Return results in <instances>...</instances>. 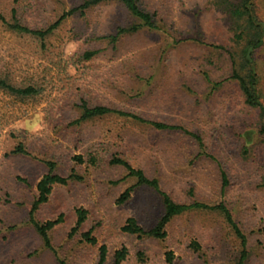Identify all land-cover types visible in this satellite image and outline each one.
Returning a JSON list of instances; mask_svg holds the SVG:
<instances>
[{
    "label": "rangeland",
    "instance_id": "obj_1",
    "mask_svg": "<svg viewBox=\"0 0 264 264\" xmlns=\"http://www.w3.org/2000/svg\"><path fill=\"white\" fill-rule=\"evenodd\" d=\"M82 1L0 0V76L39 89L25 99L0 89V264H97L102 245L107 248L104 264H114V252L123 246L128 254L120 264H167L168 251L175 256L173 264L237 263L240 240L216 211L174 217L163 239L121 231L129 217L145 229L152 227L163 204L146 186L135 187L117 203L135 179L124 178L126 169L110 162L114 157L157 178L179 202L223 201L247 237L245 264H264V138L258 111L244 103L235 81L208 96L201 75L222 80L231 74L228 54L203 44L238 51L228 12L219 0H141L159 28H142L116 42L108 36L133 22L117 1L68 15L44 40L4 21L16 16L30 28L44 29ZM253 1L264 24V0ZM89 50L98 52L83 59ZM254 65L264 105V42ZM82 99L182 124L202 135L215 159L198 157L196 144L180 132L158 131L115 114L74 123ZM19 143L30 155L12 153ZM47 161L60 175L74 168L81 177L54 184L48 201L34 212L41 222L61 218L49 232L53 250L30 222ZM219 163L229 180L224 189ZM77 209L87 211L86 220L72 233ZM90 229L95 243L81 236Z\"/></svg>",
    "mask_w": 264,
    "mask_h": 264
},
{
    "label": "trees",
    "instance_id": "obj_2",
    "mask_svg": "<svg viewBox=\"0 0 264 264\" xmlns=\"http://www.w3.org/2000/svg\"><path fill=\"white\" fill-rule=\"evenodd\" d=\"M107 1H117L121 3L128 13L133 18V22L127 26H119L116 28L113 34H110L108 38L112 42H116L121 36L126 34H132L139 31L142 28L158 29L157 20L155 14L148 11L141 0H83L82 3L67 12H64L57 20L44 29H33L23 24L16 16L12 18V21H5V23L11 28L19 32L29 33L40 40H44L53 30H55L61 21L70 14L79 12L85 14L86 11L96 5H99ZM218 5L228 12L233 22V32L231 40L235 45L239 47L237 52H234L223 45L206 44L223 52H226L229 56L231 63V74L222 80H212L208 72H203L202 79L207 84L208 96L222 86L223 83L228 81H235L239 87L244 103L258 111V117L260 122L259 133L264 138V105L262 103L259 91H258V78L255 70V52L264 42V24L260 21L256 5L253 0H239L238 4L233 3L231 0H219ZM15 11L13 10V13ZM97 50H89L82 56L83 59L89 60L97 54ZM0 89L8 93L9 95L17 98L25 99L30 98L38 94L39 89L34 85L18 86L11 83L7 78L0 76ZM191 90L190 88L188 89ZM195 95V92L192 91ZM80 114L74 123H80L96 117H101L107 114H115L130 118L137 122L148 124L153 129L158 131H177L187 137H189L197 147V156H204L210 159H215L206 150L205 142L200 133L194 131L182 124H172L164 121L148 120L135 113L125 111L118 107H110L105 104H90L88 101L82 99L79 104ZM249 142V141H248ZM12 153L30 155L26 148L19 143L15 146ZM76 159L81 162L82 157L78 155ZM94 161V160H93ZM112 164L123 166L127 173L124 178L131 177L135 179V184L126 188L125 191L118 197L117 203H123L130 197L131 191L137 186H146L153 188L157 194L161 197L163 204V213L156 221V223L145 229L137 220L133 217L126 219L125 223L121 226V231L136 235L138 237H150L154 239H163L166 236V227L168 223L176 216L185 212L193 210H210L216 211L223 216L224 220L229 224L236 236L240 240V253L236 264H245L249 250L247 247V237L244 235L242 229L234 219L231 210L223 201H219L215 204H209L199 200H193L191 202H179L170 196L166 191L161 188L160 182L157 178L147 176L144 170L140 168H134L126 159L120 157H114L110 161ZM48 171L41 177L36 185L37 194L33 200L30 210V222L34 229L42 239L43 244L53 250L50 242V230L61 221V218L55 220H49L46 222L38 221L34 218V212H36L40 206L48 201L49 195L52 190V186L56 183L67 184L71 180L81 179L80 175L75 173V169L72 168L67 176L58 174L55 171V163L53 161L46 162ZM219 166V176L221 180V188L224 189L228 184V175L224 167ZM192 193V191H190ZM77 220L75 227L72 228V233L76 232L79 227L85 222L87 211L83 209H77ZM71 233V235H72ZM70 235V236H71ZM82 238L90 243H95L96 239L92 235V230H87L81 233ZM194 245L198 246L197 243ZM99 257L97 264H104L107 255V248L102 245L99 248ZM128 250L126 247H122L114 252V264H120L126 259ZM141 253H139V256ZM174 254L172 251L165 253V260L167 264H173ZM61 264H66L61 261Z\"/></svg>",
    "mask_w": 264,
    "mask_h": 264
}]
</instances>
